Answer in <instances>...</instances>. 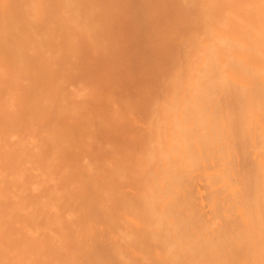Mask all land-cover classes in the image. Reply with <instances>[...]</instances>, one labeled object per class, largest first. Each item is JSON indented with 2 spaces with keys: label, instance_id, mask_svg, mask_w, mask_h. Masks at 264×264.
Wrapping results in <instances>:
<instances>
[{
  "label": "bare ground",
  "instance_id": "bare-ground-1",
  "mask_svg": "<svg viewBox=\"0 0 264 264\" xmlns=\"http://www.w3.org/2000/svg\"><path fill=\"white\" fill-rule=\"evenodd\" d=\"M0 264H264V0H0Z\"/></svg>",
  "mask_w": 264,
  "mask_h": 264
}]
</instances>
